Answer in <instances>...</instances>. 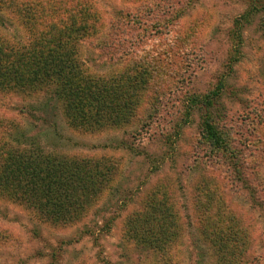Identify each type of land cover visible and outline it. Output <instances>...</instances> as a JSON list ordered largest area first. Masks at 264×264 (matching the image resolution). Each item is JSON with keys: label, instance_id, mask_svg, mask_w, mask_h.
<instances>
[{"label": "rangeland", "instance_id": "374dc122", "mask_svg": "<svg viewBox=\"0 0 264 264\" xmlns=\"http://www.w3.org/2000/svg\"><path fill=\"white\" fill-rule=\"evenodd\" d=\"M69 1L100 16L79 47L87 73L121 81L147 70V85L135 77L137 106L104 129L74 126L45 91L0 92L1 150L35 139L59 157L116 166L67 224L0 198V264H220L209 242L222 220V235L241 243L238 264H264V0ZM0 35L28 38L15 14L0 21ZM218 89L209 116L225 129L228 156L207 145L204 110L190 103ZM139 227H154L160 252Z\"/></svg>", "mask_w": 264, "mask_h": 264}, {"label": "trees", "instance_id": "16d2710c", "mask_svg": "<svg viewBox=\"0 0 264 264\" xmlns=\"http://www.w3.org/2000/svg\"><path fill=\"white\" fill-rule=\"evenodd\" d=\"M42 2L0 0V21H5L6 14H15L28 34L27 40L18 43L0 35V92L45 91L49 99L55 98L63 105L64 113L72 124H94L97 129L123 124L137 106L135 95L141 90L135 91L131 84H137V75L143 81L148 71L143 70L121 81L118 75L110 79L91 76L79 58V47L84 39L98 33L94 24L100 21L99 13L85 2ZM74 2L75 6H71ZM122 15L128 18V14L121 10L117 14L119 20H123ZM105 42L102 37L103 46ZM143 84L147 85L146 82ZM219 90L200 98L192 96L190 103L192 106L198 104L204 110L202 135L207 145L216 153L228 156L231 149L225 129L209 116V107L220 96ZM21 136L27 141L31 138L26 134ZM20 142L27 145V142ZM29 144L30 147L24 149L10 144L0 149V198L27 205L39 218L54 224L76 220L93 196L108 183L116 167L106 159L59 157L44 151L35 139ZM140 221L142 219L138 216L132 219V223ZM219 223L222 231L218 233V242L210 240V246L214 249L219 244V253L223 255L220 264H238L239 256L233 252L241 247V243L222 235L227 225L223 220ZM152 228L138 229L145 230L154 238L155 246L151 248L160 252L163 249L161 238H157L158 233ZM231 229L228 226L225 233L233 232ZM140 231L135 234L139 236ZM232 256H236L234 261L230 260Z\"/></svg>", "mask_w": 264, "mask_h": 264}]
</instances>
